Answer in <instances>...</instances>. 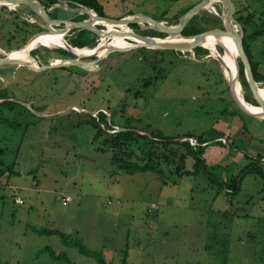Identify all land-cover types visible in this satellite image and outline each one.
<instances>
[{
  "label": "rangeland",
  "instance_id": "374dc122",
  "mask_svg": "<svg viewBox=\"0 0 264 264\" xmlns=\"http://www.w3.org/2000/svg\"><path fill=\"white\" fill-rule=\"evenodd\" d=\"M98 1L106 17L141 12L176 25L174 16L198 0ZM232 1L234 15L253 13L259 25L264 20V0ZM62 4L66 9L47 14L83 16L68 9L73 4ZM211 6L197 12L206 20L205 30L219 28L212 16L221 19L224 12L217 1ZM40 21L27 5L0 6V57L42 31L33 25ZM139 26L138 32L146 31ZM71 32L68 42L76 33ZM112 35L96 34L97 44L109 43ZM247 49L264 74V35L247 38ZM74 57L37 45L23 61L38 67ZM93 58L33 71L0 64V96H7L0 101L14 106L12 111L0 106L9 119L0 123V161L13 163L16 172L0 176V264H97L57 234L36 233L37 228L79 238L115 264L125 248L129 264H264V176L246 174L237 195L227 194L225 185L250 162L264 170V117L240 108L222 73L225 62L222 70L208 55L145 47ZM99 111L108 116V133L128 126L161 140L202 137L209 143L202 154L209 173L175 184L151 171L119 170L112 152L98 150L93 140ZM191 165L188 157L186 168ZM215 178L225 182L213 183ZM67 196L72 201L65 202Z\"/></svg>",
  "mask_w": 264,
  "mask_h": 264
},
{
  "label": "trees",
  "instance_id": "16d2710c",
  "mask_svg": "<svg viewBox=\"0 0 264 264\" xmlns=\"http://www.w3.org/2000/svg\"><path fill=\"white\" fill-rule=\"evenodd\" d=\"M43 6L47 9L52 4L57 3V0H40ZM68 5L73 4L72 6L75 7L74 3H78L82 6L88 7L95 11L98 15L105 16L103 12L102 6L100 5L98 0H67ZM71 7V6H70ZM190 7V6H189ZM189 7L185 8L180 15H182ZM58 9L54 8V10ZM237 11V10H236ZM15 12V11H14ZM208 14L207 12H205ZM53 18H58L54 15V13H48ZM131 14V13H128ZM174 16V21L177 23L178 17ZM124 16V15H123ZM86 17V14H83L81 18H74L75 20H81ZM234 17L237 21H239L245 31L244 37V46L246 50V54L249 58L251 70L253 77L256 83H261L264 81V75L260 74L258 71L259 63L253 61L251 56L248 54L247 49V38H256L264 35V20L259 25L256 20H253L254 17L253 13H249L246 16L238 15L237 12L235 13ZM157 19V18H155ZM260 19V18H259ZM157 20H160L159 18ZM261 20V19H260ZM213 27L223 28L221 19L218 16H212ZM206 20L204 17H201L200 14H194L189 22L188 25L184 28L183 36H189L192 34H196L205 30L203 28L202 23H205ZM27 23L24 21V24ZM28 24V23H27ZM38 26L37 24H33ZM100 26V25H99ZM137 32L140 28L139 24L132 23L130 24ZM262 26V27H260ZM40 27V26H39ZM42 28V27H41ZM260 28V29H258ZM43 30V28L41 29ZM145 32H142L144 35L156 36V37H165L166 34L157 32L153 29H145ZM76 32L72 40L69 43L74 47H94L97 45L96 41V34L90 30H73L71 33ZM151 32V33H150ZM25 33H28L25 31ZM141 33V32H139ZM91 34L95 36L91 37ZM27 37L23 38L24 43L27 41ZM67 39V37H66ZM207 43V42H204ZM101 47H105V44H101ZM218 49L222 50L220 47ZM59 52L63 55L74 57L68 51L58 48ZM223 51V50H222ZM34 53V52H33ZM209 53V49L198 46L194 50L195 55H207ZM35 54V53H34ZM239 61V81L243 90L248 93H245L243 97L245 99L258 106L255 102V99L251 96L250 89L247 85L245 80L243 65L241 61ZM150 79L145 82V85L149 84ZM3 96L7 97L4 94ZM0 97H3V96ZM9 104V105H8ZM3 105L7 111H12L14 106L11 104L9 100H2L0 101V106ZM8 107V108H6ZM8 117H6L5 111L0 112V123L8 121ZM108 121V116L103 112L99 111L97 113V121L94 122V136L93 140H98V150L102 152H112L113 154V163L118 167L119 170H122L127 173H135V172H146L151 171L159 175L164 183L173 182L177 184V180H182L185 176L198 174L199 172H208L206 166V160L203 157L204 149L208 146L209 143H206V140L202 137H197L196 145H192L188 140L187 141H170L169 137H166L167 140H161L159 137L154 135H148L143 131L139 132L134 129H129L128 126H121L120 130L108 133L107 130H111L112 126H106L105 123ZM103 125V126H102ZM245 125V123H244ZM187 137H192V135L188 134ZM230 137L225 139L226 145H229L228 140ZM214 143L222 144L221 140H215ZM203 144V145H202ZM2 152L3 149H0ZM138 151V152H137ZM188 157L192 158V165L191 169L186 168V161ZM264 157V156H263ZM13 163L6 164L0 161V176L8 173V176L15 172L13 171ZM12 168V169H11ZM16 173V172H15ZM209 173V172H208ZM238 176L231 177L229 183H226V188L228 189L227 194L237 195L241 190L242 179L248 173H254L256 175L264 176V170L260 169L256 164L250 162L249 164L245 165L244 168L239 172ZM175 177L174 179H172ZM211 178V176H209ZM177 179V180H176ZM213 183H224L219 179H211ZM218 181V182H214ZM264 194V191H263ZM262 201H264V196H262ZM36 233H45V234H57L62 243L66 246H74L78 249L81 254L93 257L97 264H115L112 262H108L106 258L103 256L99 250L89 249L87 248L83 241L79 238H74L70 234L62 232L57 229H47V228H37L34 230ZM123 256L121 258V262L119 264H129L128 256L129 252H127V248L122 250Z\"/></svg>",
  "mask_w": 264,
  "mask_h": 264
},
{
  "label": "water",
  "instance_id": "95a60500",
  "mask_svg": "<svg viewBox=\"0 0 264 264\" xmlns=\"http://www.w3.org/2000/svg\"><path fill=\"white\" fill-rule=\"evenodd\" d=\"M3 1L11 3L13 7L21 5V4L27 5L30 8V10L35 12L38 15V17L41 19V21L38 22V25L43 27L44 30L34 34L33 37L29 39L24 46H28L29 44H31L33 39L40 34H50L51 32H58L65 36L64 39L67 44V46H59L58 48H62L75 56L74 58L62 59L60 60V62L50 63L47 65H40L38 67H35V66L32 67V65L28 61L10 58L6 54L3 57H0V64H17V65L24 66L28 68V70H31V71L37 68L38 69H49V68L61 67V66H64L65 64H75V65L83 64L84 65V64L90 63V62L80 60L78 55L74 53L72 49L75 47L72 46L67 41L66 34L76 29L77 30H90L96 33L97 35L105 34V36H108V35L113 34L109 30L105 31L104 29L100 28L98 24H95V20H101V21H105V23H112V24H117V25L119 24L126 25L128 27L132 23H136L140 25L145 24L146 26H144L143 28L153 29L157 32L164 33L166 34L165 37L181 36L182 38L187 39L182 42L181 41H177V42L161 41V40H157V38H165V37L144 35L142 33H139L131 29L132 30L130 32L131 35L135 38L142 39V42L141 43L136 42L134 44H131L125 47H117V46L110 45L109 48H107L105 56H107L112 51H128L131 49H136V48H141V47L161 49V50H176L180 52L190 51L193 53L196 47L203 46L202 43L206 39V36L208 35H213L216 37L229 36L234 41L236 49H237V53H236L237 56L235 57L236 80L239 82L240 88H242L240 81H239V70H240L239 61H238L239 59L243 65V71H244V76H245L247 85L250 89V92L252 93V96L255 97L256 103L258 105L256 107L261 108V112H255V110H253L252 108L247 107L244 102H247V103H250V102H248L245 99V97H243V95L242 97H243L244 102L241 101L240 98L235 93L232 83L226 79L229 89L232 93V96L237 101L240 108L244 112H246V114L254 116L255 118L264 117V96L260 95L258 85L255 82V79L253 77L249 58L246 54V50L244 46L245 31H244L242 24L239 21H237L236 18L234 17L235 5L232 0H198L197 2L192 4L182 15L178 17L176 25H167L163 23L162 21L157 20L141 12L127 14L125 16L118 17V18L110 17V16L105 17V16L98 15L95 11H94V14H92L90 12L92 9L82 6L78 3H74L77 6L69 7L68 9L72 10L73 12H76V14L77 13L86 14L87 15L86 18L81 19V20H75V19H69V18H53L47 14V9H53L57 7L66 9L64 7L65 5H63L62 3L64 4L67 3L68 2L67 0H57V3L52 4L47 9L43 6L40 0H3ZM215 1L219 2L224 7V12L222 15H220L223 28H211V29H207V30H204L196 34H192L189 36H185V35L183 36L182 33L184 31V28L188 25L190 18L194 14H196L198 11L202 9H208V7L212 5V3ZM3 5L7 6V4H2L0 6H3ZM54 26H57L58 28ZM99 45L100 44H97L96 46L92 47V49L97 48ZM217 46L220 47L223 51L226 50V47L219 42ZM207 55L209 57L217 59L221 63V59L219 55L213 56L210 50ZM90 57H94L93 61H97L100 58H102V56L96 55L94 53L83 56L82 58H90ZM92 114L95 115V112H92ZM170 141L181 142L183 141V139L176 138V139H170Z\"/></svg>",
  "mask_w": 264,
  "mask_h": 264
},
{
  "label": "bare ground",
  "instance_id": "6f19581e",
  "mask_svg": "<svg viewBox=\"0 0 264 264\" xmlns=\"http://www.w3.org/2000/svg\"><path fill=\"white\" fill-rule=\"evenodd\" d=\"M2 4H7V6H13L11 3L0 0V5ZM90 12L94 14V11L91 10ZM97 23H101L102 25H105L107 27V31L109 30L110 32L113 33L111 40L109 41V43H105L104 40L101 41L100 45L105 43V47H101L99 45L95 49H92L91 47H88V46L82 47V48H79V47L73 48L72 50L74 51V53L78 55L79 58L92 54V53L103 57L106 55L107 48H109L110 45L117 46V47H125L131 44H134L136 42H139V43L142 42V39L135 38L131 35L130 32L132 30L130 27L126 25H121V24L117 25V24H112V23H105V21H101V20H95V24ZM64 38L65 36L58 32H51L50 34H40L36 36L33 39L32 43L29 44L28 46H21L19 50H14V51L9 52L8 57L23 60L25 57L28 56L29 52L32 51L33 48H35L37 45L47 46V48L67 46ZM128 39L131 40L132 42L128 41ZM157 40L168 41V42H171V41L173 42L181 41L182 42L187 39L182 38L181 36H168L165 38H157ZM204 42L214 43L216 48L218 47L217 44L219 42L226 47V50L223 51L222 53H219L218 49H215ZM202 45L207 47L211 51V54L213 56H216V55L220 56L222 70H223V65L225 62V66H224L225 68L223 70V73L226 79L232 83L233 89L235 93L237 94V96L240 98L241 101H243L242 91L239 86V82L236 80L235 57L237 56L236 54L237 49H236L235 43L232 40V38L229 36L216 37L213 35H208L206 36V39L203 41ZM222 59H224V61ZM258 88H259L260 95L264 96V86L258 87ZM244 103L247 107L255 110V112H261V108L256 107L254 104L251 105V103H247V102H244Z\"/></svg>",
  "mask_w": 264,
  "mask_h": 264
},
{
  "label": "built area",
  "instance_id": "2783aa9c",
  "mask_svg": "<svg viewBox=\"0 0 264 264\" xmlns=\"http://www.w3.org/2000/svg\"><path fill=\"white\" fill-rule=\"evenodd\" d=\"M211 6V5H210ZM213 8V6H211ZM211 11V10H210ZM112 131H114V129H112ZM189 139V142L192 144V145H196L197 144V141L196 139L192 138V137H188ZM72 198L70 196H67L64 198V201L65 202H68L70 201ZM14 201L18 204V203H22V201L20 200V198H17L15 197Z\"/></svg>",
  "mask_w": 264,
  "mask_h": 264
},
{
  "label": "crops",
  "instance_id": "0c3cea01",
  "mask_svg": "<svg viewBox=\"0 0 264 264\" xmlns=\"http://www.w3.org/2000/svg\"><path fill=\"white\" fill-rule=\"evenodd\" d=\"M196 2H197V1H196ZM129 13H130V12H129ZM127 14H128V13H127ZM127 14H124V16L127 15ZM121 16H122V15H121ZM141 26L144 27V24H142ZM25 58H26V57H25ZM25 58H24V59H25ZM24 59H23V60H24ZM256 63H257V62H256ZM259 65H260V64H259ZM259 67H260V66H259ZM258 70H259V68H258ZM259 73H260V71H259ZM260 74H262V73H260ZM263 75H264V74H263ZM263 121H264V119H263ZM70 197H71V196H70ZM71 198H72V197H71ZM70 201H72V199H71ZM70 201H68V202H70Z\"/></svg>",
  "mask_w": 264,
  "mask_h": 264
},
{
  "label": "flooded vegetation",
  "instance_id": "af4514ba",
  "mask_svg": "<svg viewBox=\"0 0 264 264\" xmlns=\"http://www.w3.org/2000/svg\"><path fill=\"white\" fill-rule=\"evenodd\" d=\"M17 13H18V11H17L15 14H17ZM27 23L29 24V22H27ZM27 23H25V25H27ZM29 25H30V24H29ZM37 25H38V24H37ZM101 25H102V24H101ZM13 37H14V35H13ZM210 52H211V51H210ZM56 61H57V62H60L59 59H57ZM23 68H26V67L23 66ZM27 69H28V68H27Z\"/></svg>",
  "mask_w": 264,
  "mask_h": 264
}]
</instances>
